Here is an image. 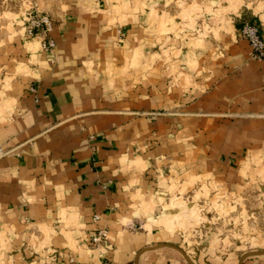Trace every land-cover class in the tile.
<instances>
[{"label": "crops", "instance_id": "crops-1", "mask_svg": "<svg viewBox=\"0 0 264 264\" xmlns=\"http://www.w3.org/2000/svg\"><path fill=\"white\" fill-rule=\"evenodd\" d=\"M6 1L0 264H175L167 246L138 253L255 234L224 205L253 182L264 197V58L234 24L246 12L264 34V0H78L52 24V54Z\"/></svg>", "mask_w": 264, "mask_h": 264}, {"label": "rangeland", "instance_id": "rangeland-1", "mask_svg": "<svg viewBox=\"0 0 264 264\" xmlns=\"http://www.w3.org/2000/svg\"><path fill=\"white\" fill-rule=\"evenodd\" d=\"M173 1L174 0H155L156 4L163 9L171 8L172 4L175 6ZM76 2H78V0H7L5 3H3V5H7V6L15 5V7H12V9L17 8V11L18 9H20L19 11L23 10L24 13L19 14V16L23 15L24 18L29 12L35 13L37 10L40 12H44L51 18V22L53 24L55 21H57L59 17H61V13H62L61 10L63 7L74 6ZM26 7L27 9L25 10ZM13 10H12L13 12L12 14L9 13L10 18H12V16L15 17L17 13ZM249 18L250 17L246 12H241L240 15L234 17V24L236 25L246 22L248 21ZM123 32L124 31L121 30V28H118L117 33L119 37H123L124 35ZM261 160L262 163L264 164V156L262 157ZM162 174L164 175L162 177H164L165 180L170 179L168 177L167 171L166 172L164 171V173ZM162 177L160 176V178ZM263 188H261V191H264ZM259 192L260 189L257 190L255 188V183L253 182L249 185H246L245 188H243L242 191L240 192L239 194L240 204L224 205L226 216H233V214L241 213L242 216L245 218L243 220V226L247 225V229L248 230L252 229L253 232L255 233V234L253 233L244 234L246 235L244 237L245 240L244 238H242L241 241L239 238H236L235 240L230 235H228V237L225 238L224 240H221V237H223L224 235L226 236L227 234L230 233L228 231L220 232L219 234L216 232L214 236L217 235L218 241H216L213 245H211V248L213 250L214 249L216 250L211 252L206 251L204 253L201 252V250H197V249L188 251L189 247H187L186 245L187 242L182 243V241H179L180 243H172V242L157 243L152 246L142 248L138 254L146 250L167 246L168 248H171L172 251L178 257L179 262L175 264H247L249 260H255V264H264V244L262 243V241L264 240V197L261 198L262 201L260 199H256V195ZM197 204L199 206L198 207L199 212L203 213V215L206 214L207 212L212 214L213 209H216L217 207V205L215 206L212 204L209 205L205 199L204 201L199 199ZM130 227L131 230L134 231L138 230V228L135 227L134 225H131ZM101 229L107 231V229L105 228H101ZM227 229L229 228L226 227V230ZM213 230L214 229H212V231ZM253 235L257 237V240L253 241V239L251 238ZM107 236L108 233H106V238ZM106 238L102 239L100 242H102ZM181 238L183 237L181 236ZM223 243H225V245ZM221 246H225L226 250L223 251L222 250L223 248ZM104 263L106 262H103V264Z\"/></svg>", "mask_w": 264, "mask_h": 264}, {"label": "built area", "instance_id": "built-area-1", "mask_svg": "<svg viewBox=\"0 0 264 264\" xmlns=\"http://www.w3.org/2000/svg\"><path fill=\"white\" fill-rule=\"evenodd\" d=\"M23 28L26 37L35 35L40 36V46L46 53L52 54L55 41L49 36V31L52 28L51 18L44 12L36 11L29 12L23 20ZM238 35L249 42L251 48V55L255 59L264 58V34L261 32L259 23L251 24L249 22H243L240 28H237ZM55 58L52 57L51 61L54 62ZM98 216H94L97 218ZM104 229L97 230L91 236L92 243H98L102 239L106 238ZM107 264V263H104Z\"/></svg>", "mask_w": 264, "mask_h": 264}, {"label": "trees", "instance_id": "trees-1", "mask_svg": "<svg viewBox=\"0 0 264 264\" xmlns=\"http://www.w3.org/2000/svg\"><path fill=\"white\" fill-rule=\"evenodd\" d=\"M246 22H249V23H251V24H256V23H258V22H257L256 20H254L252 17H250V18L248 19V21H246ZM242 24H243V23L237 24V28H240Z\"/></svg>", "mask_w": 264, "mask_h": 264}]
</instances>
